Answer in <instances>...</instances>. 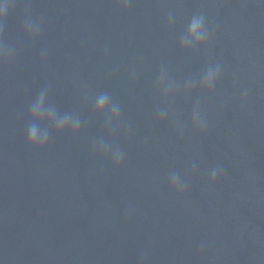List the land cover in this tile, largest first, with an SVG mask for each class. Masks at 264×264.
Here are the masks:
<instances>
[{
    "label": "water",
    "instance_id": "water-1",
    "mask_svg": "<svg viewBox=\"0 0 264 264\" xmlns=\"http://www.w3.org/2000/svg\"><path fill=\"white\" fill-rule=\"evenodd\" d=\"M201 16L209 42L182 49ZM0 44L13 50L0 60V264H264V0H13ZM45 87L81 127L34 148ZM102 93L120 107L114 130L94 111Z\"/></svg>",
    "mask_w": 264,
    "mask_h": 264
},
{
    "label": "clouds",
    "instance_id": "clouds-1",
    "mask_svg": "<svg viewBox=\"0 0 264 264\" xmlns=\"http://www.w3.org/2000/svg\"><path fill=\"white\" fill-rule=\"evenodd\" d=\"M121 2L124 7L128 6V0H121ZM12 7L13 0H0V34L3 33L4 20ZM24 31L29 37H37L40 33L39 22L34 23L30 18H26L24 21ZM209 40L210 36L205 29L204 18L202 16L193 17L188 25L186 34L181 38L180 46L183 49L188 43H191L193 47L198 48L207 44ZM12 55V49H6L3 44H0V60L4 58L11 59ZM220 72L219 66L215 68L209 67L202 75L199 86L211 91L220 77ZM157 83L158 86L163 88L165 95L174 88L171 82L165 83V74L163 71ZM194 87H196L195 81H190L185 85L186 90H191ZM246 96L247 93L245 92L244 98ZM94 111L97 114L108 113L105 118L106 128L114 130V125H118L120 120V107L118 104L111 103L107 93H102L97 96L94 103ZM165 115V112H161L160 118L163 119ZM30 116L31 122L27 127L26 138L28 144L34 148H43L48 144L50 129H54L56 133H63L65 130H70L74 135L80 132L81 121L79 117L70 113H60L54 104L49 103L47 87L39 91V94L30 105ZM192 123L194 127L201 131L206 127L205 121L199 114L198 106L193 111ZM93 151H99L106 157L110 156L116 167H119L123 162V152L118 148H113L103 140H100L98 144L93 146ZM219 175H222L221 170L218 167L213 168L210 173V181L215 183ZM169 181L171 188L177 193L182 194L185 191L186 185L181 182L178 175L172 174L169 177Z\"/></svg>",
    "mask_w": 264,
    "mask_h": 264
}]
</instances>
